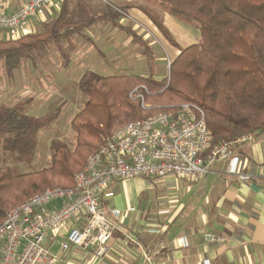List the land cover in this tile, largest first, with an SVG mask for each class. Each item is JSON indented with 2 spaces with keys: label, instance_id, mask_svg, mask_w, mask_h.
I'll use <instances>...</instances> for the list:
<instances>
[{
  "label": "trees",
  "instance_id": "trees-1",
  "mask_svg": "<svg viewBox=\"0 0 264 264\" xmlns=\"http://www.w3.org/2000/svg\"><path fill=\"white\" fill-rule=\"evenodd\" d=\"M148 1L177 20L195 25L201 42L183 49L161 82L139 75L84 72L77 87L85 103L71 121L73 136L50 139L49 166L22 173L0 165V224L9 211L31 197L51 188H71L90 156L130 120H146L183 104L195 105L203 112L212 135L209 151L223 142L264 132V0ZM94 2L63 0L59 14L39 32L0 39V65L4 63L12 77L24 60L37 65L47 56V47L55 45L62 66L67 68L76 38L90 44L86 31L102 23L131 36L152 64L155 53L149 43L119 24L122 13L131 7ZM135 6L177 46L160 16L150 8ZM26 105L0 103V153L31 166L42 132L52 125L59 110L55 117L45 120L32 115Z\"/></svg>",
  "mask_w": 264,
  "mask_h": 264
},
{
  "label": "crops",
  "instance_id": "crops-1",
  "mask_svg": "<svg viewBox=\"0 0 264 264\" xmlns=\"http://www.w3.org/2000/svg\"><path fill=\"white\" fill-rule=\"evenodd\" d=\"M27 1L0 0V10L9 13ZM109 1L119 7H131L122 13L119 24L130 27L153 51L156 48L161 51H154L153 63L149 64L140 46L123 30L110 23L95 25L85 33L91 41L90 48L98 56L96 60L106 61L108 57L112 60L110 65L91 69L103 76L138 75L126 74L136 66L135 60L142 63L144 72L139 76L151 78L155 60H158L166 63L162 64L164 73L168 72L165 79L169 76V63L199 40L190 29L179 26L176 18L155 6L156 14L177 43L174 46L150 18L136 8L138 3ZM62 3L63 0H55L15 33L0 32V38L9 40L39 32L44 23L59 14ZM94 3L104 6L97 1ZM131 49H135V58L127 54ZM59 74L68 76L69 73ZM74 91L71 93L78 98ZM69 93L61 92L65 97L61 104L68 101ZM74 104H78V100ZM40 106L38 104L37 108L41 109ZM35 113L39 112L33 109L31 114ZM254 137L234 149L229 158L213 164L202 179L153 177L113 181L101 195V202L106 211L118 210L121 217L114 219L119 229L109 242L110 253L105 258L97 259L90 250L75 247L63 254L60 244L66 239L67 229L64 228L48 235V247L54 243L51 252L60 257L59 264H264V132ZM240 175L247 178L242 180Z\"/></svg>",
  "mask_w": 264,
  "mask_h": 264
},
{
  "label": "built area",
  "instance_id": "built-area-1",
  "mask_svg": "<svg viewBox=\"0 0 264 264\" xmlns=\"http://www.w3.org/2000/svg\"><path fill=\"white\" fill-rule=\"evenodd\" d=\"M95 1L110 4L109 0ZM54 2L28 0L15 11L0 10V32L15 33ZM254 136L226 141L209 151L212 135L205 116L189 103L119 127L90 156L71 188L47 189L6 214L0 224V264H59L60 257L51 252L54 243L48 247L47 241L50 233L63 228L67 229L60 244L63 254L75 247L90 250L97 259L105 258L119 229L114 219L121 217L118 210L106 211L101 202V195L113 181L202 179L213 164L229 158L234 149Z\"/></svg>",
  "mask_w": 264,
  "mask_h": 264
},
{
  "label": "rangeland",
  "instance_id": "rangeland-1",
  "mask_svg": "<svg viewBox=\"0 0 264 264\" xmlns=\"http://www.w3.org/2000/svg\"><path fill=\"white\" fill-rule=\"evenodd\" d=\"M131 1L132 3H138L147 9L150 8L156 13V8H154L155 5L151 1ZM152 7L154 9H152ZM175 22L182 28L190 29L191 34L194 37H199L197 43L201 42L200 32L197 28L177 19H175ZM75 45L76 49L70 55V59L74 60L68 69L62 67L63 60L55 45L47 47V56L40 60L37 65H34L29 60H24L20 67L14 72L12 77L8 75L4 63H1L0 103H4L8 106L26 103L27 109L30 113L33 109H36V112L39 113H35V115L41 116L45 120L51 119L53 116L55 117L57 110H59V113L52 125L42 132L39 150L31 166H28L24 162L9 159L11 157L8 156L7 153H0V165L15 167L22 173L41 170L50 164V139L59 138L68 140L73 136V131L70 127V118L75 116L83 108L85 103V100L81 97L79 92H77L76 88L79 78L86 71L91 69L98 70L99 67L105 66V64L110 65L112 62L109 57L106 61H103L102 59H99V61L96 60L98 56L95 54L94 50L90 48L89 43L83 39L76 38ZM87 49H89V52H86ZM134 50L135 49L129 50L127 54H133V57L135 58L136 56H134L133 53ZM155 50L158 53L161 51L159 48L154 49V51ZM120 51L121 48L118 50L117 54H119ZM135 54L138 56L137 53ZM82 60L86 63H83ZM165 60L167 61L166 55ZM134 63L136 66L129 69L126 74L142 75L144 72L142 69V63L135 60ZM162 64L165 65L166 63H161L158 60H155L153 75L151 77L153 80L160 81L164 79L165 75L167 76L168 72L164 73V67ZM144 66L146 68V64ZM159 69H162V71H158ZM59 72H68L69 74L67 76V74H59ZM64 81H69V83L65 84ZM75 89L76 91H74ZM63 90L70 91V93L69 96L65 95L68 96L66 97L68 101L65 100L66 103L61 104L63 98H65L61 95ZM71 91L78 93V98H76V94L71 93ZM44 98L45 100H42ZM75 100H78V104H74ZM38 104L41 105V109L37 108ZM129 122H131V120Z\"/></svg>",
  "mask_w": 264,
  "mask_h": 264
}]
</instances>
